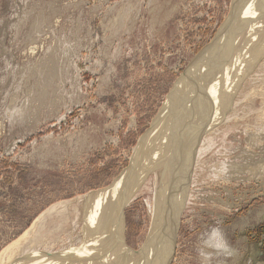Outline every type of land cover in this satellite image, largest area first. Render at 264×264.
<instances>
[{
  "label": "rangeland",
  "instance_id": "rangeland-1",
  "mask_svg": "<svg viewBox=\"0 0 264 264\" xmlns=\"http://www.w3.org/2000/svg\"><path fill=\"white\" fill-rule=\"evenodd\" d=\"M243 1L0 0V264L21 252L33 263L81 259L88 199L129 171L147 132L159 137L172 95L197 79L184 74L198 54L227 51L224 29ZM251 66L211 132H195L191 103L178 107L193 108L186 131L171 122L185 131L175 142L189 144L190 162L172 172L185 179L167 264H264V53ZM165 173L159 184L175 185ZM154 176L122 207L133 250L150 231Z\"/></svg>",
  "mask_w": 264,
  "mask_h": 264
},
{
  "label": "bare ground",
  "instance_id": "bare-ground-1",
  "mask_svg": "<svg viewBox=\"0 0 264 264\" xmlns=\"http://www.w3.org/2000/svg\"><path fill=\"white\" fill-rule=\"evenodd\" d=\"M244 4H245V8L241 10L239 9L240 10L239 15L236 14L232 18L231 26H229L227 29H224L228 34V35L226 34L224 35L228 37L227 39L228 42H231L228 49L225 47L227 51L225 52L224 51L225 49L222 48L224 49L222 52L225 53L221 52L222 56L219 54L218 55L219 57L217 56L218 58L215 57L213 53L212 55H214V57L208 55L211 56L212 58L211 61L206 60L208 57L207 55H205L204 57L200 53V55L198 54L197 61L191 64V66H189L187 71L185 70L186 73L184 75L192 74L193 76H195L196 75L195 73L199 72L200 74L201 72L200 70L203 69L204 71L201 72V74L203 73V75L205 74V76L201 75L199 77V74H197L196 77L198 81L200 80V82L202 76L206 77V80L202 82L204 83V85L201 87H199L198 85L199 88L194 89L192 88L194 87V85L192 84H194V82H196L197 79L193 81L190 85H187L188 83L186 82V80H184L185 82L183 81L184 83L182 85L183 86L182 88L184 89H182V91L180 92L181 95L179 93L174 98V96L176 95L174 93L175 95L173 94L171 97V99H173V102L170 105V109L167 111V118L168 121L170 122H163L161 123V126H158L159 129L161 130V134L160 131L159 132L156 131L157 134H159V137L156 136L155 131L153 134L147 132L142 137V142H140L135 149V154L133 156V160L130 165L129 171L127 173L122 174L121 177L115 180L113 184L109 185L105 189H102L100 191L101 194L99 193L100 195L98 196L95 195L94 198L88 199L89 206L86 210L88 213L84 225V231H85V238L83 240L84 247L82 248L83 251H82L81 259L78 260L75 264H167L168 263V259H170L169 254L175 236L174 233L176 232L175 230L177 228L176 205L179 201V197L181 196V182H183L182 178L185 179L183 175L181 176V174L183 173L180 172L181 174L179 178L178 175H176L177 172L176 173H172V172L178 171V170L173 171V168L178 169V167L180 168L181 171L185 170V160L187 164H189L190 162V160L188 162V156H190L189 154L190 151L188 152L189 154L188 156L185 154L187 153V150H189V147H187V145L189 146V144L185 143V145H182L184 144V142L183 143L181 142L183 141V139H181L182 137L180 138L181 140L177 139L180 142L176 143L175 140L179 136V135L177 136V132L181 135L186 131V129H188L190 121L189 120H188L189 122L185 121L189 119L187 118L186 113L188 111L190 112L193 111V108H195L194 112L191 113H194V115L197 114L195 120L196 122L195 132L198 131L197 128L200 126H201L200 131L202 132V134L203 131H206L207 128L209 129L215 126L217 117L219 116L225 104V98L226 96L228 97L230 96L229 94L230 90L234 89L235 86L241 80V73H243L242 75H244L243 71L245 69H249L250 67H252L251 64L252 63L254 64L255 61L258 59V57L261 56L262 53H264L263 52L264 22H262L261 25L259 24L254 28L252 27V24H250L251 17H254V15L252 14V12L254 11V7H260V10L255 14V16L260 15L263 11L261 9L264 8V0H252V1L246 0ZM249 33L251 35L254 33L256 37L249 38L248 37ZM222 34L223 33H221V35ZM243 34L244 37L236 41V43L232 42L233 39H236L235 38L236 36L238 39L239 35L241 37ZM225 36H223V38ZM231 37H233V39H231ZM256 39L259 40L258 43H254ZM222 40H225V38ZM220 41L221 40H219V42ZM228 42L226 41V46L228 45L227 44ZM214 43H213L214 46L216 43L218 44V42H216L215 44ZM223 45L221 47H224ZM216 46L219 47V45ZM250 46L251 49H248L250 48ZM209 50L210 49H208V51ZM214 52L216 53V50ZM221 58L224 59V63H228V68L226 69V71H224L223 68L220 67L221 65H219ZM199 62H201L202 64V65L200 64L201 67L199 66ZM196 68L198 69L196 70ZM194 70L197 72L194 73ZM209 72L210 73L212 72V74L210 75ZM246 73L247 71L245 70V74ZM190 87L191 90L188 91ZM186 90L187 92H185ZM201 91H203L204 93H202ZM192 97H194V99ZM191 98L193 100H195L196 98V101L192 102ZM182 103L188 106L191 104L193 105V108L191 109L189 108L187 110L188 107L185 109V111L182 109L183 112H185V115H183L184 114L183 112H178V107L180 108V106H182ZM164 115L165 114L162 113L161 114L162 117H160V119H164L165 118ZM192 115L193 114H191V116ZM185 116L186 118H184ZM179 117L180 118L182 117V119H179ZM171 122H173V124L176 126L175 129L180 130L178 127L182 126L185 131L182 132L181 130L180 131L181 133L178 130L173 131V128H171ZM191 124L192 122L190 123V127H189L190 130L192 129L191 127H193L191 126ZM184 135L186 136V133ZM189 135H191V133ZM185 139L187 138L185 137ZM192 139L194 138L192 137ZM189 143L191 144L190 141ZM178 145L181 147V151L180 150L179 151L181 153L183 152V154L179 156H178L179 153L174 154L176 153L175 151L176 149L177 152H179L178 148H176L173 151L174 149L173 147ZM190 148L192 149L191 145ZM178 157L179 159L181 158L183 160H177ZM157 160H158V166L157 165L154 166V162H157ZM178 162L180 163V165ZM187 166L189 167V165ZM151 171L155 173V176L153 178L155 180V186H153L155 187V189H153L154 193H153V198L151 200L152 218H151L150 231L145 239V246L138 250H133L125 243L124 240V224L122 222L123 216L121 211L124 204H126L136 194V192H138L139 187L143 184L144 176L147 173L149 174V172ZM158 171L160 173L171 172L170 176L172 177L176 175L177 178L175 179L177 181L174 182L176 184L173 185L172 183L170 185L167 183L170 180H169V176L166 175V173L165 175L168 176L167 177L168 181L166 182L167 184L163 183L164 180L163 181L161 180V183L159 184L160 181L157 180L156 177ZM160 176L162 177V175ZM167 178H165V180ZM157 231L158 233L159 232L160 233L159 234L157 233V235L155 236ZM212 241L214 240L212 239ZM3 264H47V263L40 261L37 263H33V261L32 262L29 261L28 257L25 256L23 252H21L20 254L18 253L14 255L12 254L8 255L7 259L3 262ZM51 264L54 263L51 262Z\"/></svg>",
  "mask_w": 264,
  "mask_h": 264
},
{
  "label": "clouds",
  "instance_id": "clouds-1",
  "mask_svg": "<svg viewBox=\"0 0 264 264\" xmlns=\"http://www.w3.org/2000/svg\"><path fill=\"white\" fill-rule=\"evenodd\" d=\"M213 234L217 236L220 240H223V234L218 228L213 229Z\"/></svg>",
  "mask_w": 264,
  "mask_h": 264
}]
</instances>
